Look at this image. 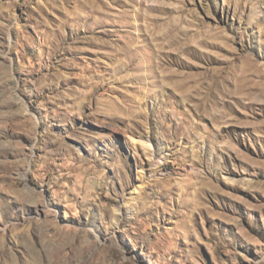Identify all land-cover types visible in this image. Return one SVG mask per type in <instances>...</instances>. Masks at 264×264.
<instances>
[{"label": "rangeland", "instance_id": "1", "mask_svg": "<svg viewBox=\"0 0 264 264\" xmlns=\"http://www.w3.org/2000/svg\"><path fill=\"white\" fill-rule=\"evenodd\" d=\"M0 264H264V0H0Z\"/></svg>", "mask_w": 264, "mask_h": 264}]
</instances>
